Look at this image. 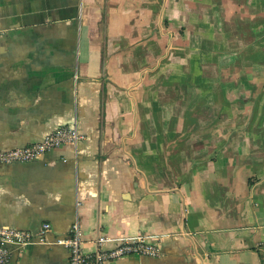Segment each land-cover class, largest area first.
I'll use <instances>...</instances> for the list:
<instances>
[{
  "label": "crops",
  "instance_id": "obj_1",
  "mask_svg": "<svg viewBox=\"0 0 264 264\" xmlns=\"http://www.w3.org/2000/svg\"><path fill=\"white\" fill-rule=\"evenodd\" d=\"M73 124L76 148L0 164V228L264 264V0H0V150ZM49 242L6 264H68Z\"/></svg>",
  "mask_w": 264,
  "mask_h": 264
},
{
  "label": "built area",
  "instance_id": "obj_2",
  "mask_svg": "<svg viewBox=\"0 0 264 264\" xmlns=\"http://www.w3.org/2000/svg\"><path fill=\"white\" fill-rule=\"evenodd\" d=\"M84 139V133L78 129L76 124L64 125L31 145L0 150V164L32 161L44 152L62 145L76 148ZM49 230L50 224L47 222L42 223L36 231L0 228V264H6L9 261L12 248H22L36 242H49L47 239ZM103 241L102 237L98 238L96 250L90 254L85 253L79 222L76 218L67 236L57 237L49 243L62 245L68 249V264H105L107 261L130 254L157 256L160 251L157 244L141 236L121 239L115 247L110 249L103 248Z\"/></svg>",
  "mask_w": 264,
  "mask_h": 264
}]
</instances>
